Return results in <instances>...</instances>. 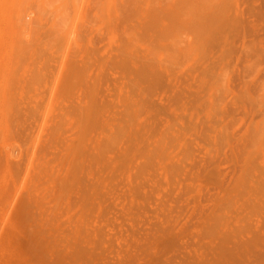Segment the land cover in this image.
Returning a JSON list of instances; mask_svg holds the SVG:
<instances>
[{
    "label": "bare ground",
    "instance_id": "1",
    "mask_svg": "<svg viewBox=\"0 0 264 264\" xmlns=\"http://www.w3.org/2000/svg\"><path fill=\"white\" fill-rule=\"evenodd\" d=\"M0 264H264V0H0Z\"/></svg>",
    "mask_w": 264,
    "mask_h": 264
},
{
    "label": "rangeland",
    "instance_id": "2",
    "mask_svg": "<svg viewBox=\"0 0 264 264\" xmlns=\"http://www.w3.org/2000/svg\"><path fill=\"white\" fill-rule=\"evenodd\" d=\"M51 81L52 80H50L49 78H45L44 81H43L44 84L47 86L46 92L50 91V88L52 86ZM39 85H41V87H42L43 83H40Z\"/></svg>",
    "mask_w": 264,
    "mask_h": 264
}]
</instances>
